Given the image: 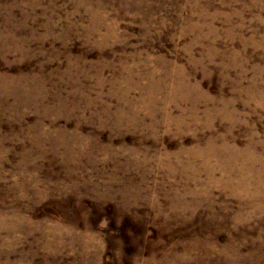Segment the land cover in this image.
Wrapping results in <instances>:
<instances>
[{"label": "rangeland", "instance_id": "rangeland-1", "mask_svg": "<svg viewBox=\"0 0 264 264\" xmlns=\"http://www.w3.org/2000/svg\"><path fill=\"white\" fill-rule=\"evenodd\" d=\"M0 264H264V0H0Z\"/></svg>", "mask_w": 264, "mask_h": 264}]
</instances>
